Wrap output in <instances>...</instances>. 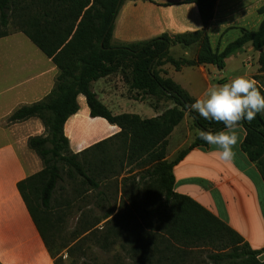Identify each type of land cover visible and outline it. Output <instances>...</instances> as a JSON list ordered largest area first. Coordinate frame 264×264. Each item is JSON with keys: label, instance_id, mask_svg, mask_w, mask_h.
<instances>
[{"label": "trees", "instance_id": "1", "mask_svg": "<svg viewBox=\"0 0 264 264\" xmlns=\"http://www.w3.org/2000/svg\"><path fill=\"white\" fill-rule=\"evenodd\" d=\"M126 1L135 0H121L119 7L118 0H0V26L6 28L11 24L22 32L58 70L54 87L43 100L16 109L8 118L12 124L37 118L45 128L43 136L28 140V147L41 159L43 169L19 182L17 188L51 257L54 259L47 233L53 228L49 212L52 204L59 201L55 195L64 190L60 184L68 180L85 187L86 191L96 192L105 201L113 200L114 205L108 207L100 219L107 220L104 237L107 244L112 243L110 238L119 233L113 224L118 217V214H113L119 187L125 191V183L131 181V188L141 187L144 199L150 201L159 214L156 199H163L164 209L159 215L160 221L157 219L160 226L154 232L163 231L173 248L222 247V250H230V254L210 256L209 259L216 264L225 258L231 259L229 264H264L258 260L263 251L251 250L237 233L209 211L191 198L173 191V168L193 148L208 146L197 134L190 146L177 152L172 161H167L168 137L173 130L186 115L197 130L215 132L224 126L205 120L196 113L189 114L186 105L195 100L171 79L161 76L164 72L160 69L165 64H170L175 70L213 65L221 71L230 54L250 44L259 53V69L251 79L257 81V87L264 95V17L255 31L242 30L237 40L217 53L212 51L207 35L217 0H190L198 8L203 26L200 31L116 45L112 43L114 21L120 6ZM7 35L6 32L0 33V38ZM176 44L197 45L195 58L176 60L171 57L169 48ZM111 74L122 76L128 98L147 104L161 114L150 120L128 114L112 115L92 90L93 82ZM79 95L84 96L90 117L102 118L120 128V132L74 154L64 134V125L77 113L76 99ZM239 126L246 132L241 150L256 166L264 182V112L258 113L251 123L241 121ZM117 139L119 147L109 148ZM124 163L126 168H130L127 176L119 181L125 169ZM135 169L141 171L132 174ZM111 183L115 188L114 198H111L113 195L107 196L105 191ZM60 200L65 204L68 202L64 198ZM129 231L133 240L142 239L144 242L150 236L145 234L141 237L136 227ZM144 261L148 263L147 258ZM54 264H57L56 260Z\"/></svg>", "mask_w": 264, "mask_h": 264}, {"label": "crops", "instance_id": "2", "mask_svg": "<svg viewBox=\"0 0 264 264\" xmlns=\"http://www.w3.org/2000/svg\"><path fill=\"white\" fill-rule=\"evenodd\" d=\"M264 17V0H217L207 35L213 52L221 53L242 35L255 31ZM203 28L198 8L190 0H135L124 2L114 21L113 44L146 42L162 35L194 33ZM197 45H172L174 59L192 60ZM259 53L250 44L230 54L225 68L213 65L160 67L161 76L171 79L194 100L213 83L223 84L238 76L257 74ZM235 68V70H230ZM58 70L19 31L0 38V264H54L17 185L39 173L43 164L28 147L32 137L43 136L45 128L37 118L9 123V116L22 106L43 100L53 89ZM98 101L112 115H135L150 120L161 114L147 104L127 96L120 74H111L92 83ZM78 111L64 125L72 153L78 154L115 137L120 128L102 118H92L84 96L76 99ZM239 143L233 162L219 159L214 146L193 148L174 168L173 191L187 196L227 225L264 261V182L256 166L241 150L245 130L238 126ZM198 130L186 115L168 137L167 161L193 142ZM114 140L109 148H118ZM106 148V146H104ZM118 178L125 177L126 168ZM141 170L135 169L132 174Z\"/></svg>", "mask_w": 264, "mask_h": 264}, {"label": "rangeland", "instance_id": "3", "mask_svg": "<svg viewBox=\"0 0 264 264\" xmlns=\"http://www.w3.org/2000/svg\"><path fill=\"white\" fill-rule=\"evenodd\" d=\"M14 31L16 29L11 24L6 28L0 26V33ZM131 184V181L125 183V191L119 187L116 212L113 214H118L113 224L119 233L110 238L112 243L107 244L104 240L107 220L100 219L107 208L114 205L113 200L109 198L105 201L96 192L86 191L85 187L76 186L68 180L60 184L64 192L59 191L55 195L59 201L51 206L49 221L53 228L47 232L57 264H145L146 258L147 264H216L209 259L210 256L230 254V250L206 245L173 248L163 231L154 232L160 226L163 199H156L159 214L151 202L144 199L142 188L139 186L134 190ZM111 186L105 187V191L107 196L113 195L111 198H114L115 188L112 183ZM61 198L68 202H60ZM131 227H136L140 236H150L144 242L142 239L133 240L130 238ZM229 260L225 258L217 264H229Z\"/></svg>", "mask_w": 264, "mask_h": 264}, {"label": "clouds", "instance_id": "4", "mask_svg": "<svg viewBox=\"0 0 264 264\" xmlns=\"http://www.w3.org/2000/svg\"><path fill=\"white\" fill-rule=\"evenodd\" d=\"M186 109L189 114L196 113L224 126L215 132L198 130V137L215 147L221 161L230 163L234 161V148L239 143L236 129L241 121L251 123L258 113L264 112V95L256 80L238 76L227 83L211 84L201 97L186 105Z\"/></svg>", "mask_w": 264, "mask_h": 264}, {"label": "water", "instance_id": "5", "mask_svg": "<svg viewBox=\"0 0 264 264\" xmlns=\"http://www.w3.org/2000/svg\"><path fill=\"white\" fill-rule=\"evenodd\" d=\"M121 0H118L117 7H119Z\"/></svg>", "mask_w": 264, "mask_h": 264}]
</instances>
